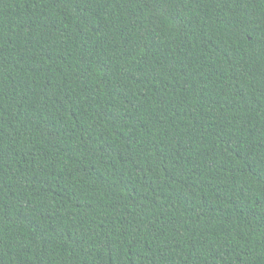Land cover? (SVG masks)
Segmentation results:
<instances>
[{
	"label": "trees",
	"instance_id": "trees-1",
	"mask_svg": "<svg viewBox=\"0 0 264 264\" xmlns=\"http://www.w3.org/2000/svg\"><path fill=\"white\" fill-rule=\"evenodd\" d=\"M0 264H264V0H0Z\"/></svg>",
	"mask_w": 264,
	"mask_h": 264
}]
</instances>
